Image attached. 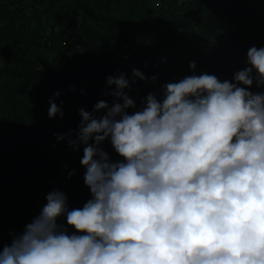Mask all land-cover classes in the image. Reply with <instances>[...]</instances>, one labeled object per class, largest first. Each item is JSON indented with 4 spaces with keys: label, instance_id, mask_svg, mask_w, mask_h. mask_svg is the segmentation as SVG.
Segmentation results:
<instances>
[{
    "label": "clouds",
    "instance_id": "obj_1",
    "mask_svg": "<svg viewBox=\"0 0 264 264\" xmlns=\"http://www.w3.org/2000/svg\"><path fill=\"white\" fill-rule=\"evenodd\" d=\"M132 77L148 79L135 68ZM106 83L112 104L80 108L76 139L55 134L83 148L91 198L69 209L62 191L48 193L0 248V264H264V92L249 90L264 87V47L248 49L231 81L203 73L167 82L131 114L127 75ZM54 98L48 116L62 118Z\"/></svg>",
    "mask_w": 264,
    "mask_h": 264
},
{
    "label": "trees",
    "instance_id": "obj_2",
    "mask_svg": "<svg viewBox=\"0 0 264 264\" xmlns=\"http://www.w3.org/2000/svg\"><path fill=\"white\" fill-rule=\"evenodd\" d=\"M81 39L86 44L76 50ZM63 41L71 42L65 59ZM252 46L264 47V0H0V248L40 214L51 191H62L69 209L91 198L83 148L55 134L76 139L80 108L112 104L107 77L127 75L125 91L137 106L131 114L149 93L162 95L165 83L193 75V57L231 81ZM133 68L148 79L131 83ZM53 98L62 118L48 116ZM102 147L122 159L110 141Z\"/></svg>",
    "mask_w": 264,
    "mask_h": 264
},
{
    "label": "built area",
    "instance_id": "obj_3",
    "mask_svg": "<svg viewBox=\"0 0 264 264\" xmlns=\"http://www.w3.org/2000/svg\"><path fill=\"white\" fill-rule=\"evenodd\" d=\"M149 22L151 21V19H149L148 20ZM86 43H85V39H81L78 43H76L75 44V46H74V48L76 49V50H79V49H81L82 48V46L83 45H85ZM71 45V42H68V41H63L62 43H61V47L62 48H64L65 50H67V52H65V55L63 56V59H65V56H68V55H70V48H69V46ZM136 50V49H135ZM138 50H140V49H138ZM118 55V54H117ZM185 60L186 59H188V57H185L184 58ZM195 62L196 63V68H195V72L193 73V74H196V75H200V74H203V73H207L208 74V72H207V68H206V65L200 60V59H198L197 57H193L192 59H191V62ZM190 62V63H191ZM189 63V64H190ZM212 67H215V64H212L211 65ZM116 73H118L117 71H115V72H113L112 73V75H114V74H116ZM107 81V80H106Z\"/></svg>",
    "mask_w": 264,
    "mask_h": 264
},
{
    "label": "rangeland",
    "instance_id": "obj_4",
    "mask_svg": "<svg viewBox=\"0 0 264 264\" xmlns=\"http://www.w3.org/2000/svg\"><path fill=\"white\" fill-rule=\"evenodd\" d=\"M169 56H167L168 59H173V54L168 53Z\"/></svg>",
    "mask_w": 264,
    "mask_h": 264
}]
</instances>
